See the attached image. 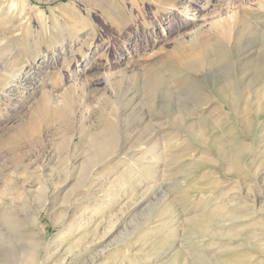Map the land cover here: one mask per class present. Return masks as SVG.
Segmentation results:
<instances>
[{"label": "rangeland", "instance_id": "1", "mask_svg": "<svg viewBox=\"0 0 264 264\" xmlns=\"http://www.w3.org/2000/svg\"><path fill=\"white\" fill-rule=\"evenodd\" d=\"M3 1L0 37L5 33L7 38L1 44L0 61L6 63L5 55L11 52L22 61L19 65L22 69L7 82L5 75H10L18 65L0 67V219L4 213L20 217L22 206L37 208L40 205L33 193L22 198L11 188L16 181L25 179L32 192L40 191L44 187L38 180L28 178L26 170L36 167L49 174L50 167L68 152L77 149L84 154L87 135L98 130V114L103 108L123 116L119 138L132 147L129 151L126 148L116 151L109 162L96 169L82 156L81 177L75 189L71 188L75 186V178L56 188L49 187L47 200L39 211V221L45 225L41 257L45 247H53V250L60 245L65 249L67 244L100 236L102 228L107 229L112 214L118 212L113 218L122 219V225L97 247L100 250L115 244L105 253L101 264H219V259L238 258L243 253L252 259L241 264H264V255L256 249L262 242L258 232L264 229V205L256 211L250 207L251 195L264 196V183L255 182L250 173L264 169V71L239 70L234 63L236 55L241 58L243 51H255L258 47V33L254 28L264 19V0H197L199 6L179 20L175 9L167 12L166 0ZM24 1L32 8L28 14L21 10ZM241 11H246L251 30L237 34L236 23L230 24L228 20L231 14L238 16ZM197 33L201 36L211 33L222 43L228 42L232 49L226 61L211 64L206 73L198 75L202 82L192 89L173 90L154 102L144 97L141 77L134 73L141 71L146 62L161 56L175 60V64L182 63L175 48L193 41ZM202 56V53H194L190 58L201 62ZM255 56L254 53L250 57ZM166 65L161 67L170 79ZM121 70L127 76H121ZM233 78L243 82L245 87V84L252 85L249 79L253 80L256 90L255 95L250 94L252 105L243 104L244 113L248 114L244 123L232 115L236 103L230 108L215 95H210L204 105H196L200 87H207L211 94L216 84ZM74 83L77 89L68 94L75 100L77 115L69 126L60 121L62 129L59 123L46 119L48 122L41 123L39 132L20 145L15 147L5 142L13 128L23 124L33 112L38 90L45 87L51 93L49 105L57 107ZM79 84L84 87L80 88ZM246 96L248 92L244 90ZM196 110L209 113L211 121L214 120L211 128L219 130L218 135L225 140L224 147L212 145L213 139H200L188 131L186 125L194 118H186V123L177 118ZM226 113L228 115L219 118ZM150 114L146 120L139 119L141 115ZM64 130L71 131H66L67 134ZM58 135L71 138L65 137L68 143L65 141L59 146ZM48 151L53 154L49 165L45 159ZM227 165L231 170L225 169ZM20 170L25 171L20 175L17 173ZM92 171L94 186L92 191L87 189L86 194L95 193L97 200L90 203L87 196V203H83L87 210L76 216L78 214L71 211L77 198L74 190L81 183L85 188L89 185L86 177ZM119 191H130L132 198L117 195ZM113 195L118 198L114 199ZM135 200L138 202L133 203ZM122 202H125L123 207ZM236 207L241 209L242 217L230 224L226 221L227 214ZM93 214L96 218L91 220ZM96 225L99 226L97 231ZM233 230L238 232L240 240L245 238L244 242L254 247L242 245L247 248L242 250L239 239H229L222 234ZM35 231L38 236V230ZM2 233L0 222V243L4 242L0 245V264H14L26 247L16 239L4 240ZM60 253L46 263H57ZM90 254L78 251L70 257L71 264H86Z\"/></svg>", "mask_w": 264, "mask_h": 264}, {"label": "bare ground", "instance_id": "2", "mask_svg": "<svg viewBox=\"0 0 264 264\" xmlns=\"http://www.w3.org/2000/svg\"><path fill=\"white\" fill-rule=\"evenodd\" d=\"M166 1H167V7H168L167 12L170 11L169 9H175V12H176L175 17L178 20L183 18L185 15L189 14V12L191 10H193L196 6H199L198 3L196 2L197 0H166ZM24 3H25V1H24ZM22 5H23V7L21 10L23 12L25 11V14H28L29 11L32 10L31 5H30V3H28V1H26V3L22 4ZM3 8H4V1L0 0V12L3 10ZM10 10H11V7H10ZM7 16H8V14H7ZM155 17H157V16H155ZM10 19H11V17H10ZM157 21H159V17H157ZM181 22L184 24L183 21H181ZM228 22L230 24L236 23V25H237L236 33L237 34L246 33L249 30H251L250 24H249L247 16H246V11H241V14L238 16H236L234 13L231 14ZM176 27L177 26L175 24V29H176ZM219 29H221V28H219ZM254 31L256 33H258L259 42H258L257 49L255 51H252L251 49H247V50L243 51L241 54V56H242L241 58H239L238 55H236L234 58V63H235V65H237L236 67L239 70H242V69H244L246 71L252 70L256 73H259V72L262 73V71H264V58H263L264 57V19L262 20V22H260L254 28ZM0 33H2V32L0 31ZM6 36L7 35L4 33L3 37H0V38H2L0 41V50H2L1 44L5 42V39L7 38ZM229 49H232V46H230L228 42L222 43L220 40H217L214 37H212L211 33H204L202 36L197 33V34H195L193 41H191L190 43H184L183 42L180 47L175 48V52L178 53L179 59H183L182 63L175 64V60L170 59L166 56H161V57H157L151 61L146 62L143 65L142 70L139 72L136 71L134 73V75L141 77L140 81H141V88H142L141 90L143 92V96L147 97L149 99H152V102H154L158 98H162L166 94H169V92L171 93L173 90H187V89H192L195 85H199V83L202 82V78L198 75L199 74L203 75L204 73H206V71L210 69L211 64L218 63V62H224V60L226 61V58L229 55ZM9 50H12V49H9ZM71 51H72V49H71ZM3 53H5V52H3ZM9 53L11 55V52H9ZM9 53H6V55H5L6 63H3L2 61H0V67H2V68H5V67L14 68V66H17V65L18 66L15 70L13 69L10 71L11 72L10 75H5V77L7 78V82H10V80H12L13 78H15L17 76L16 72H18L17 71L18 69H20V70L22 69V66L19 67V65L22 61L21 60L19 61L17 58L13 57L12 55L7 56V54H9ZM194 53H196V54L202 53L203 54V56L201 58V62L199 61V59L198 60L193 59V57L190 58ZM254 53L257 54V56L250 57ZM11 58H14V59L11 60ZM63 59H64L63 61H65V59H66L65 56ZM244 59H247V61L242 64L241 62ZM164 64H167L166 66L170 70V77H171L170 79H168L166 77V75H165L166 72L164 70H162L161 66H163ZM0 71H2V70H0ZM119 72H120L121 76L123 74L125 76H127L124 71L121 70ZM20 74H21V72H20ZM124 75H123V77H124ZM249 82H251V84L253 85V80L249 79ZM169 83H172L173 85H170ZM239 83H240V80L234 81V78L232 80L224 79L223 81L219 82L218 84L215 85V87L212 88L211 94L208 93L207 87H204V86L200 87V91H201L200 92V98H199V101H197L196 105L197 106L199 104L201 106L204 105L206 99H209L212 95H215L218 99L221 100L222 103L227 104L230 108L233 106L234 103H236V110L232 115L234 117H236V119L238 121L244 123L245 121L248 120L247 119L248 114L244 113L245 109H243V107H244L243 104L248 105V103H249V105H252V103L250 101V94L252 96L255 95L256 90H254L252 85L247 87V84H245L246 85V87H245L243 85V82L240 84ZM77 86L78 85L77 84L75 85V83H74L72 86H70L67 89V93H64V95L61 99V102L56 104L57 107L56 106L51 107V105H49V99L48 98L51 97V93L48 92L45 89V87H43L42 90H38L39 98L35 104L33 112L29 115V117L26 119V121L23 124L20 123L19 125H16L13 128V132L9 135V137H7L5 139V142L9 143L11 145H14L16 147L20 142L26 141L30 137L36 135L39 132V127H40L41 123L43 122V124H44V121L46 119H48V120L51 119V121H55L57 123H59L60 121H64L63 124L65 126H69V124H71L72 119H74V116L77 115L76 114L77 111L74 110V107H76L77 105L76 104H75L76 106L73 105L75 100L74 99L72 100L71 95H69L68 93L76 90ZM79 86H80V84H79ZM82 87H84V86L83 85L80 86V88H82ZM244 90H246L248 92V96H246V97H244ZM83 96H84V93H83ZM253 101H255V99ZM75 103H77V102H75ZM80 103H82V102H80ZM84 103L89 104L88 102H84ZM84 106H85V104H84ZM87 107H89V106H87ZM77 109L80 110V106H79V108L77 107ZM105 110L103 108L101 110H99V114H98V120H99L98 126H99V128H98V130L96 132L94 131L95 133L93 135H90V133H89V135H87V136H89V139L86 136L85 140L88 139L87 142L84 140L86 143L84 154L81 151L77 152V149L72 151V152H68L66 155L62 156L56 164H54L53 166L50 167L51 173H49V174H45L42 170L40 172V170H38V168H36V167L33 168V170H26V172L29 171V172H27L28 178H31L32 180H38V183H40L44 188L40 189L41 188L40 187V188H38V189H40V191L32 192L33 190L26 186L27 184H25L26 183L25 179H23L22 181H19V180L16 181V183L13 185V188H11V190L13 189V191L18 196H20L22 198L25 195H29V194L33 193L35 195L36 199L38 200L39 204H40L37 206V208H26L25 206H22L21 207L22 208V212H21L22 215L20 217H17L16 215L13 217L12 214H11L12 216H9V214L5 215L6 213H4L0 219L1 228L3 229V233H2L3 237L2 238L6 241H9V240L12 241L13 239L22 241L24 247H26V248H22L17 259L15 261H13L14 264H47L46 260H49L50 257L56 256L60 252L61 253L59 255L58 262L55 264H71L70 257L75 256V254L78 253V251L79 252L80 251H82V252L89 251L91 253L90 257L88 259L89 261L86 264H101V260H102L103 256L105 255V253H107L109 250H111L112 246L115 245L114 244L111 246V244H109L107 246H104L100 250L97 249V247L100 245L102 240H105L108 236H110L112 233H114L115 230H117V227L122 225V223H120V221L122 219H120L119 217L117 219L113 218L114 215L118 212H115L114 214H112L113 217L110 216V217H112V219L108 220V224L106 225L107 229H105V227L102 226L103 228H102V231L100 232L101 233L100 236H97L95 234L96 236L92 237L89 241H83V242H78V243L76 242L74 244H67L65 249H63V247L60 245H56L53 250H52L53 247L52 248L45 247L43 256L42 257L40 256L41 250L44 249L42 244L44 243L43 242L44 241L43 235H44L45 225L39 221V216H40L39 211L42 209V207L44 206V203L47 200V191H48L49 187L56 188L59 185L64 184L65 182L67 183L69 180L70 181L74 180V178H75V183L73 184L75 186L71 187L72 189L73 188L75 189V187H77L76 182L81 177L82 167L80 165H82V160H83V159L81 160V158H83L82 156H86L88 159L87 163H89V165L91 164L92 167H94L93 169H96V168H99L100 165H102L104 162L110 160L111 159L110 157L113 156L116 153V151H121L125 148L128 150L132 147V145L128 146V143H127L128 141H125L124 139L121 140V137L119 138V135L122 132L120 130L119 123H121L124 120L123 116L119 112H114V111H107L106 112ZM84 111H85V108H84ZM86 111H88V110L86 109ZM198 111L199 110H196V112H192V113H189L186 115H177V118L181 119L183 122L186 121V118H194L195 120L193 122L186 125L188 131L192 132L194 135L197 134V136L200 139H209V140L213 139L212 145H217V146H219V148L224 147L225 140L223 137L218 135L219 130H217L216 128H211L214 120L212 119V121H211L209 113H204L202 111L200 113H197ZM92 112H93V110H92ZM79 113H82V112H79ZM84 113L86 114L87 112H84ZM88 113H89V111H88ZM226 115H228V114L227 113L223 114L219 118L226 116ZM86 116L89 117V115H86ZM127 117H131V116L128 115ZM149 117H151V114L148 115L147 117H143V115H141L139 117V119L141 118L140 120H142V119L146 120ZM172 118H174V117H172ZM81 119H83V115L81 116ZM84 120H86V118ZM147 121H149V120H147ZM57 123H55V124H57ZM63 124L61 122V124L59 123V126L61 127ZM84 125H85V122H84ZM80 128H81V126H80ZM83 129H84V127H83ZM95 129L96 128H94V130ZM74 130H76V129L74 128ZM66 131L64 130L63 132L70 133L69 130L67 132ZM58 132H60V131H58ZM81 133H80V135H81ZM67 136H65L66 139L71 138L69 135H67ZM65 137L62 135L59 136V140H57L59 146L64 145L65 141H66V143H68L67 140L65 139ZM81 140H82V138H81ZM11 145H9V147ZM35 157H36V155H35ZM52 158H53V154H51L48 151V153L46 154V158H45L46 164L49 165V163L52 161ZM79 166L81 169L78 170ZM85 169H87V168H85ZM225 169L227 171L231 170L230 165H227L225 167ZM262 170L264 171V169L259 168V169H256V170L250 172L252 174L255 182L260 181V182L264 183V175H263L264 173ZM20 171L21 172H17V173L23 174L25 170H23V172H22V170H20ZM76 171L78 172L77 174H76ZM92 173H93V171L88 173V175L86 177V182H89L88 183L89 185L85 188L86 185L81 183L82 185L80 184L78 186V188L76 190H74L75 193L73 192L77 198H76V202L73 205L71 211L74 214H78L76 216L81 215L84 210H87V208H86L87 206L85 207V204H83L86 201L87 196H88V198L90 197V203L91 202L93 203V201L97 200L95 198L96 196L94 197L95 193L92 196H89L88 194H86L87 189H89V190L91 189V191H92V188L94 186L93 185L94 179H92V176H93ZM108 176L110 177V175H108ZM15 178H17V177H15ZM90 179H91V181H90ZM112 185H113V182H112ZM116 186H117V184H116ZM130 193H131L130 191L129 192L124 191V193L119 191L117 193V195H119V196L125 195L124 197L129 199V198H132V195ZM105 194H106V192H105ZM262 196H260V194H258V193L251 195L252 199H250V207H251V209H253V211L259 210L263 207L264 196L263 197ZM116 197L114 196V199H116ZM138 197H137V200H138ZM101 200H103V199H101ZM137 200H135L133 203H137L138 202ZM98 201H99V198H98ZM110 202H111V200H110ZM85 203H87V202H85ZM122 203L124 204L125 202H122ZM35 204H37V203H35ZM35 204L33 203V205H35ZM123 206H125V204L122 205V207ZM0 209H1V207H0ZM2 209H4V208H2ZM17 210L18 209H16L15 211H17ZM119 210L122 211L123 209L119 208ZM119 210H117V211H119ZM240 213H241V209L239 207H236L234 210H231L230 212H228L227 216L229 218L226 219V221H228L231 224L233 221L239 220L242 217V216H240ZM82 216H84V215H82ZM93 218L94 219L96 218L94 216V214L90 216L91 220ZM118 219H120V220H118ZM82 220H83V218H82ZM84 223H85V221H84ZM81 224H83V223H81ZM97 225H99V224H97ZM97 225L95 226V231H97L99 228V226H97ZM87 226H89V225H87ZM35 229L38 230V233L40 234V236H39V234H38V236H35V234L37 235V232L35 231ZM74 234H76V233H74ZM222 234H223V236L230 237L229 239H233V238L239 239V247L242 245L250 246V247L253 246V245L246 244L244 242L245 238H243V240H240V237L238 236V232H235L234 230L232 232H229V233L223 232ZM258 238L260 240H262V242H260V244H258V248H256V249H257L259 254L264 255V229L259 230ZM3 239H1V241ZM240 242H243V243L240 244ZM3 243H0V245ZM229 243L231 244V242H229ZM83 244H85V245H83ZM259 247L263 248V250H260ZM27 248H29V249H27ZM240 249L243 250V249H247V248L242 246ZM50 250H51V252H50ZM230 257H226L224 260L219 259V261H220L219 264H241L243 261L248 262L250 259H252V256H250L246 253L239 255L238 258H230ZM263 261H264V259H263Z\"/></svg>", "mask_w": 264, "mask_h": 264}]
</instances>
